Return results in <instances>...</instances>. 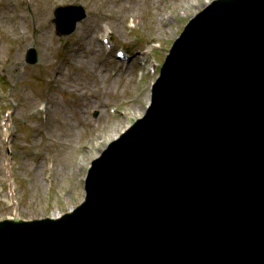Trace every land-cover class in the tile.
I'll return each instance as SVG.
<instances>
[{
    "label": "water",
    "instance_id": "1",
    "mask_svg": "<svg viewBox=\"0 0 264 264\" xmlns=\"http://www.w3.org/2000/svg\"><path fill=\"white\" fill-rule=\"evenodd\" d=\"M55 15L60 36L86 17ZM0 264H264V0L198 15L146 116L93 163L86 201L1 222Z\"/></svg>",
    "mask_w": 264,
    "mask_h": 264
},
{
    "label": "rangeland",
    "instance_id": "2",
    "mask_svg": "<svg viewBox=\"0 0 264 264\" xmlns=\"http://www.w3.org/2000/svg\"><path fill=\"white\" fill-rule=\"evenodd\" d=\"M210 2L139 0L137 11L127 17L120 11L129 0H0V221L63 216L84 201L85 178L92 161L113 141V136L120 135L145 113L152 84L172 44ZM68 5L83 6L88 17L75 33L58 37L54 12ZM134 19L137 26L132 29ZM161 19L169 20L168 28L158 25ZM16 25H20V32H13ZM44 31L50 32L48 40L55 48L52 61L59 62L52 72L42 67L47 50H42L38 41ZM104 35L108 40L102 39ZM22 36L29 40H16ZM150 43L158 48L154 45L147 54ZM28 48L38 52L35 66L25 63ZM76 48L86 58L95 57V52L100 55L90 68L101 69L102 84L98 82L96 89L108 88L105 95L89 92V77L80 82L82 87L76 86V80L69 82L77 95H68L62 79L56 81L60 69L72 77L74 64L68 65L67 53ZM119 51L126 53L125 59H118ZM12 62L21 70H16ZM153 65L154 71L150 72ZM82 74L84 71L79 76ZM62 104L73 128L65 138L82 148L78 153L55 142L67 128L58 124L50 136L44 129V110L48 108L53 114ZM136 106L141 107L137 110ZM85 136L89 140L96 136L98 140L86 143Z\"/></svg>",
    "mask_w": 264,
    "mask_h": 264
},
{
    "label": "bare ground",
    "instance_id": "3",
    "mask_svg": "<svg viewBox=\"0 0 264 264\" xmlns=\"http://www.w3.org/2000/svg\"><path fill=\"white\" fill-rule=\"evenodd\" d=\"M138 4H139V0H129V4L127 6H123V5L121 6L120 14L129 17L132 13L137 11ZM147 15L149 16V14H147ZM131 17H133V16H131ZM150 20L154 24L155 19L153 17H151ZM133 22L135 23V27H136L137 26L136 20L134 19ZM168 22H169L168 19L167 20L161 19V22H159L158 25H160L162 28L165 29V28H168V27H166ZM12 30H13V32H20L21 31V27H20V25H16V26L12 27ZM21 38L22 39L27 38L26 40H29V37H26V36H22V37H20V38H18L16 40H20ZM48 39H51L50 32L49 31H44V32L41 33V37H39L38 43H39V46H40V48L42 50L44 48H46V50H47L44 53L43 57H42V67H46L49 71L52 72L58 67L59 62L58 61H52V55H53V53L55 51V48L49 43ZM150 49L151 48H149L148 50H150ZM78 51H79V49L76 48L74 50H69L68 53H67V60L70 61L68 63V65L72 67V65L74 64V69L71 70L72 71V77L68 78L66 76V74L63 73V70L60 69V71L58 73V78L59 79H57L56 81H59L60 79H62V83L64 85V88H63L64 92L68 93V95H71V94H76V92H74L71 89V86H70L69 82L76 80L75 81L76 86L77 87H82V84L80 82H82L83 78L86 80L89 77V79H88L89 82H87V83H89L90 86H92V90H90L89 92L97 94L100 97L105 95L108 92V90H109L108 88L96 89V86H98V82H99V86L102 84V80H99L100 77H101V75H100L101 69L100 68H94V69L90 68L91 67V62L93 60H97L98 58H100V55L95 52V57L86 58V57L81 56L80 54H78ZM12 65L14 66V68L16 70H21L16 62H12ZM87 70H90L92 75H90ZM83 71H84V74L79 76V74L81 72H83ZM91 81H92L94 86L91 84ZM87 83H85L84 86H89ZM106 83L108 85H110L109 82L106 81ZM79 95L80 96L83 95V89H82V91L80 92ZM53 102L55 104V101H53ZM35 105H36V103L34 102L33 107ZM138 107H141V106H136L137 110L140 109ZM44 113L46 115L45 121H44V129L47 132V136L53 135L55 127H57L58 124H61L62 126L67 128V130L64 131L61 134L60 139L55 141V142H57L64 149H68V150L69 149H74L73 151H75L76 153L80 152L82 150L81 147H77V145L75 143L71 142L73 140L65 138L66 135H69L72 132L73 128L70 129L71 126H70V123L68 121V117L69 116L66 114L63 104L58 107L57 111L55 109L53 114L50 113L48 108H46L44 110ZM56 115H58V119L57 118L55 119ZM31 117H32V115L28 116V118H31ZM120 134H122V133H120ZM118 135L119 134H116L115 136H113L112 139L113 140L116 139ZM83 140L86 143H90L91 141H97L98 139L95 136V137H92L89 140L87 138V136H85L83 138ZM53 217H55V218L58 217V214H55V216H53Z\"/></svg>",
    "mask_w": 264,
    "mask_h": 264
}]
</instances>
